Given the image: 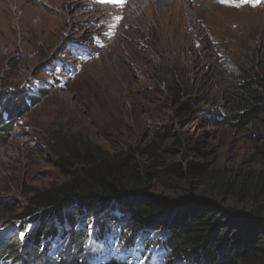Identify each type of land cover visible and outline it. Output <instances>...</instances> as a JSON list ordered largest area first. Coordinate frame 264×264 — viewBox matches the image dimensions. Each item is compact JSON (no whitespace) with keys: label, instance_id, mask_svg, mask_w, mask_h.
I'll return each mask as SVG.
<instances>
[{"label":"rangeland","instance_id":"1","mask_svg":"<svg viewBox=\"0 0 264 264\" xmlns=\"http://www.w3.org/2000/svg\"><path fill=\"white\" fill-rule=\"evenodd\" d=\"M86 1L0 0V103L25 94L33 98L0 139V234L16 230L15 238L16 232H28L26 249H33L30 240L41 230L39 220L45 219L49 233L61 225L58 219L42 217L44 208L32 214L26 210L30 190L66 178L44 142L51 133H69L107 151L124 150L131 142L144 145L156 133H164L159 161L182 166L180 187L186 190L166 193L144 187L146 194L160 198L170 209L152 217L158 221L174 220L178 213L174 206H183L184 196L199 195L189 161L223 173L237 165L260 164L254 142L225 117L231 76L239 64L254 59L257 64L264 58V2L230 6L218 0H148L147 4L123 0L125 6L119 7L121 3L105 0L119 7V14L108 32L94 41L92 34L84 37L72 25L77 4ZM136 1L137 18L126 20L127 9ZM165 73L182 79L178 100L162 83ZM178 107L182 116L175 112ZM124 200L131 204L135 198ZM112 202L109 206H114ZM89 206L86 199L67 209L73 215H80L81 209L86 216L115 223L114 212L106 210L103 216L97 203L92 212ZM222 224L215 230L223 229ZM82 235L81 250L86 254L87 231ZM13 243L17 247L5 254L1 248L0 264H24L26 253L21 255L20 243L15 239ZM3 244L0 240V247ZM142 245V239L134 238L131 251L143 253ZM198 250L192 245L185 252H192L198 261L202 258Z\"/></svg>","mask_w":264,"mask_h":264},{"label":"trees","instance_id":"2","mask_svg":"<svg viewBox=\"0 0 264 264\" xmlns=\"http://www.w3.org/2000/svg\"><path fill=\"white\" fill-rule=\"evenodd\" d=\"M164 76L162 83L178 100L182 79L178 81L177 75L170 73ZM229 83L226 87L229 111L225 119L254 142L257 155H253L260 158V164H253L254 168L252 164L237 165L223 173L189 161V171L198 181L199 195L184 196L183 206H174L176 218L161 222L171 227L173 237L169 245L176 252L184 253L188 246H199L197 252L202 258L197 264H264V58L257 65L252 62L241 65ZM28 100L33 98L25 94L14 101L7 97L0 103V139L9 134L12 119L20 116ZM179 110L175 108L176 114L182 116L184 113ZM164 140V133H156L147 144L131 142L124 150L107 151L69 133H51L44 142L59 160L66 178L59 184L30 190L27 212L32 214L44 208L41 214L46 219L72 218L73 214L63 211L64 206L74 202L80 205L88 199L87 209L92 212L96 203L102 210L112 199L124 202L123 208L137 220L158 223L152 217L170 209L160 198L146 194L144 187L159 188L166 193H175L178 188L186 190L180 187L182 166L176 161L163 164L159 161ZM129 197L135 198L131 204L124 200ZM209 198L215 200L207 201ZM78 212L81 214L83 210ZM39 221L41 230L36 232L35 240L44 241L48 238L45 219ZM222 222L226 225L216 231ZM147 231L154 230H143ZM39 244L53 247L40 241Z\"/></svg>","mask_w":264,"mask_h":264},{"label":"clouds","instance_id":"3","mask_svg":"<svg viewBox=\"0 0 264 264\" xmlns=\"http://www.w3.org/2000/svg\"><path fill=\"white\" fill-rule=\"evenodd\" d=\"M237 3H244V0H229L228 3L222 4L233 6ZM254 64H256V59H254ZM241 65L245 64H239L238 70ZM231 77L230 81L233 80V75ZM112 203H114V206H109L108 204L105 209H100L99 213L106 216L104 215L106 210L108 214L114 212L116 221L113 224L104 220V217L98 216L94 219L93 216H86L87 213L83 211L80 215H74L72 218H53L58 219L60 222L59 229L52 231V233L48 232V238L44 241L30 240V243L33 244V249L30 246L28 249L24 247L28 242V232H16L14 238V230L2 231L0 240H3L5 244L0 247V250L2 248L4 254L8 250H13V247L16 246L13 243L15 239L21 246L18 248L19 252L26 253L23 257L24 264H164L168 261L170 264H197L195 255L192 252H176L169 245L173 237L170 226L162 224L161 221H158V223L150 221L144 223L131 216L123 208V205L126 206L124 202ZM68 207L69 205L67 207L64 206L63 211L70 215ZM87 224H89V230L86 229ZM63 226H67L68 229L62 228ZM149 229L154 231L144 235L137 233L139 230ZM85 231H87L88 239L85 243L86 248H84L86 254H83L84 250H81V248L84 235L82 233ZM134 238L143 240V245L141 246L143 253L131 251L130 245ZM39 241L52 244L53 247H42ZM34 249L37 250V253H34ZM3 250H1V253H3ZM31 250L33 251L31 252ZM104 253L107 254L99 257ZM21 255L23 254L21 253ZM33 258L35 263H32Z\"/></svg>","mask_w":264,"mask_h":264},{"label":"bare ground","instance_id":"4","mask_svg":"<svg viewBox=\"0 0 264 264\" xmlns=\"http://www.w3.org/2000/svg\"><path fill=\"white\" fill-rule=\"evenodd\" d=\"M142 2L147 4L149 1L142 0ZM124 6L125 4L123 1L119 7ZM119 7L107 3L105 0H87L84 3L77 4L76 12L73 13L72 17V25H75L78 30L77 32L83 34L84 37L89 32V34H92L90 39L99 41L100 38L108 32L110 27L113 26L110 22L116 20L119 14L117 13ZM139 9V1H136L135 7H129L126 15L123 14L126 16H124L125 19L132 20L133 18H137L138 15L136 11ZM112 14H116V16L112 17ZM79 22H82V24ZM119 25L120 24L117 26L118 28L120 27Z\"/></svg>","mask_w":264,"mask_h":264},{"label":"snow or ice","instance_id":"5","mask_svg":"<svg viewBox=\"0 0 264 264\" xmlns=\"http://www.w3.org/2000/svg\"><path fill=\"white\" fill-rule=\"evenodd\" d=\"M108 2L122 3L123 0H108ZM218 2H221V3H228L229 0H218ZM244 2H248V3L256 4V3L264 2V0H244ZM234 6H239V5L237 4V5H234Z\"/></svg>","mask_w":264,"mask_h":264}]
</instances>
